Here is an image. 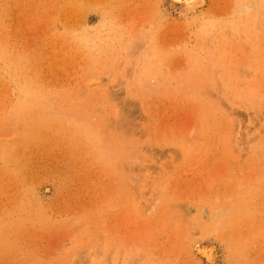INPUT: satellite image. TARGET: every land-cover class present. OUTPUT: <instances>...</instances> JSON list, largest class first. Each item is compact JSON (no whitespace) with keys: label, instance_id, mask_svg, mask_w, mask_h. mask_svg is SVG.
<instances>
[{"label":"rangeland","instance_id":"obj_1","mask_svg":"<svg viewBox=\"0 0 264 264\" xmlns=\"http://www.w3.org/2000/svg\"><path fill=\"white\" fill-rule=\"evenodd\" d=\"M168 7L0 0V264H264V0Z\"/></svg>","mask_w":264,"mask_h":264},{"label":"bare ground","instance_id":"obj_2","mask_svg":"<svg viewBox=\"0 0 264 264\" xmlns=\"http://www.w3.org/2000/svg\"><path fill=\"white\" fill-rule=\"evenodd\" d=\"M168 1V3H169V7L170 8H177L178 7V9H179V11H180V14H181V16H183V15H185V14H187L191 9H194V8H196V7H199V6H204L205 5V3H206V0H167ZM168 7V8H169ZM177 9V10H178ZM250 9V8H249ZM102 82V81H101ZM100 83H98V82H95V84L93 83V85H91V86H94V85H99ZM96 87V86H95ZM104 87H105V84H104ZM95 89V88H94ZM106 89V88H105ZM103 89V87L102 86H99V88L97 89V91L95 92V94L96 95H98L99 96V94L100 95H102V96H104V98L107 100V97H109L110 96V93H109V91L106 89ZM98 99H99V97H98ZM111 99V98H110ZM105 100V101H106ZM104 108L105 109H107V107H105L104 106ZM109 110H111V112H109V114H110V116H109V119H106L105 118V120L107 121V123H108V120H110L109 121V124H106V125H110V122H112L111 124H112V126L115 128L116 126H114L115 124H114V119H112V118H110L111 116H112V114H113V111H112V109H109ZM104 111V110H103ZM102 111V112H103ZM108 111V110H107ZM95 113L97 112V111H94ZM105 112V111H104ZM115 112V111H114ZM95 113H93L94 115H95ZM99 113V112H98ZM97 114V113H96ZM116 114V113H115ZM98 116H101V115H103L102 113H99V114H97ZM108 116V115H107ZM113 116H114V118H115V121H117L118 119H119V117H118V119H116L117 117H115V115L113 114ZM95 117V116H94ZM93 117V118H94ZM104 117V116H103ZM100 118V117H99ZM108 118V117H107ZM89 120V119H88ZM91 120V119H90ZM95 121H97V118L95 119ZM104 122V121H103ZM106 123V122H105ZM104 123V124H105ZM118 123V122H117ZM112 126H111V128H110V126H109V129H111L109 132H111L113 129H112ZM118 127V126H117ZM116 127V129H118ZM108 128V127H107ZM106 128V129H107ZM125 145L123 146V148H121V149H124L125 148V146H127L126 145V143H124ZM122 146V145H121ZM121 146H119V148H116L117 149V151L119 150L120 152L122 151L121 149H120V147ZM127 147H129V153H131L130 151H131V148L130 147H132V146H127ZM133 148H134V146L132 147V151L133 152H135V154L137 153V150H133ZM124 150H126V149H124ZM254 150H256V149H254ZM254 150H251L252 151V155L254 154L253 153V151ZM116 150H114V151H112V153L115 155V152ZM139 151V150H138ZM125 151H123V153H124ZM140 152V151H139ZM255 152H257V151H255ZM125 153H127V150H126V152ZM124 153V154H125ZM112 154V155H113ZM260 155V159H261V155H262V158L264 157V152H263V154L262 153H259ZM122 155V154H121ZM134 155V154H133ZM138 155V154H137ZM123 156H125V155H123ZM122 156V157H123ZM129 156H130V160H131V158H132V156H131V154H129ZM129 156H128V158H129ZM257 156H258V153H257ZM126 159H128L127 157H125ZM134 158V157H133ZM255 158V157H254ZM257 159H259V158H257ZM138 161H139V159H138ZM138 161L136 162V163H138ZM131 164H134V162H130ZM130 163H128V164H130ZM123 171H124V169H123ZM158 187V186H157ZM162 187V190L161 189H159L160 191H159V193H161V191L163 192V189H165L163 186H161ZM159 188H160V185H159ZM202 247V246H201ZM206 248V247H205ZM202 249V248H201ZM208 249V248H207ZM213 249V248H212ZM215 249V248H214ZM211 250V249H210ZM217 251V250H216ZM191 252L192 253H194V252H199V253H202V254H204V255H206L207 256V258H208V260H210L212 257H213V254H212V252L211 251H206V250H200V248H199V245H197V242L195 241V242H193L192 243V246H191ZM215 254V253H214ZM216 256V255H215ZM214 256V257H215ZM217 258V257H216ZM212 262V261H211Z\"/></svg>","mask_w":264,"mask_h":264}]
</instances>
